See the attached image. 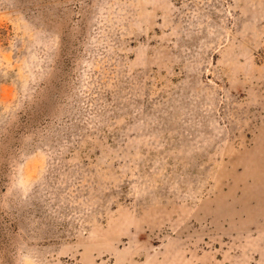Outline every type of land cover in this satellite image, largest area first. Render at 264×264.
Wrapping results in <instances>:
<instances>
[{"label":"rangeland","instance_id":"rangeland-1","mask_svg":"<svg viewBox=\"0 0 264 264\" xmlns=\"http://www.w3.org/2000/svg\"><path fill=\"white\" fill-rule=\"evenodd\" d=\"M0 264H264V0H0Z\"/></svg>","mask_w":264,"mask_h":264}]
</instances>
